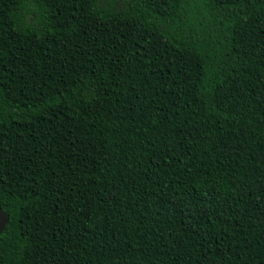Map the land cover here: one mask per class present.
<instances>
[{"label":"trees","instance_id":"trees-1","mask_svg":"<svg viewBox=\"0 0 264 264\" xmlns=\"http://www.w3.org/2000/svg\"><path fill=\"white\" fill-rule=\"evenodd\" d=\"M0 264H264V0H0Z\"/></svg>","mask_w":264,"mask_h":264},{"label":"water","instance_id":"water-1","mask_svg":"<svg viewBox=\"0 0 264 264\" xmlns=\"http://www.w3.org/2000/svg\"><path fill=\"white\" fill-rule=\"evenodd\" d=\"M6 223H7V217L0 209V234L4 230Z\"/></svg>","mask_w":264,"mask_h":264}]
</instances>
